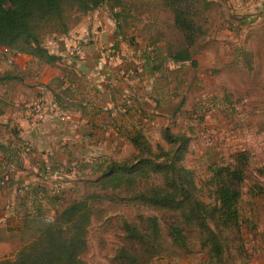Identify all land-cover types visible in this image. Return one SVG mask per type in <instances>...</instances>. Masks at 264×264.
Returning <instances> with one entry per match:
<instances>
[{"label":"rangeland","instance_id":"374dc122","mask_svg":"<svg viewBox=\"0 0 264 264\" xmlns=\"http://www.w3.org/2000/svg\"><path fill=\"white\" fill-rule=\"evenodd\" d=\"M205 2L208 6L202 1L198 19L204 34L191 49L194 62L176 64L169 55L184 47L182 38L173 27L171 13L158 0H124L119 26L108 9L100 13L108 17L112 31L120 34L121 52L130 63L128 75L134 77L129 82L139 85L138 105L146 116L139 126L145 125L142 130L153 147H165L164 128L188 136L183 164L194 172L201 188L210 167L232 163L240 153L248 156L244 182L237 186L241 191L240 239L236 233H228L230 257L226 264H264V0ZM51 39L54 36L45 41ZM159 56L161 60H155ZM122 149L110 160L124 159L133 152V148ZM71 172L73 175L65 178L69 186L64 187L62 202L43 204L48 218L68 202L94 191L85 181L94 179L96 173L81 167ZM11 208L19 214L26 209L19 196ZM149 216L158 218L164 236L161 255L149 264H211L200 248L198 234L188 236V254L169 247L165 244L164 211L118 199L97 205L88 229L84 264H113L118 249L132 246L125 238L122 221L142 226ZM2 225L0 261L13 258L34 237L33 230L18 234Z\"/></svg>","mask_w":264,"mask_h":264},{"label":"trees","instance_id":"16d2710c","mask_svg":"<svg viewBox=\"0 0 264 264\" xmlns=\"http://www.w3.org/2000/svg\"><path fill=\"white\" fill-rule=\"evenodd\" d=\"M158 1L171 13L173 27L184 46L169 58L174 64L194 62L191 49L204 34L198 24L200 5L202 1L204 5L208 3ZM101 8H107L119 26L118 21L125 13L124 0H0V49L30 56L46 65L54 64L59 59L44 47L45 39L66 36L85 16ZM119 35L116 32V37ZM125 136L133 152L124 159H111L92 168L97 176L85 182L94 191L55 210L53 218L46 216L43 204L61 203L63 189L49 196L45 187L37 185L32 187L29 199L19 197L27 210L22 214L15 211L5 220V228L18 234L33 230L34 237L13 258L1 260L0 264H84L82 257L88 250V229L96 207L115 199L164 211L165 244L169 247L190 253L188 236L196 233L211 264L227 263L228 233H236L238 240L241 234L238 209L241 191L237 186L244 182L248 156L240 153L232 163L210 167V175L201 188L194 172L183 164L190 142L188 136L164 128L161 137L165 147H153L142 128L133 126L132 130H126ZM8 177L9 171L1 174L0 192L9 190ZM121 227L132 246L118 249L113 264H149L152 258L161 255L164 236L157 217H146L142 226L123 220ZM238 249L242 255L243 247Z\"/></svg>","mask_w":264,"mask_h":264},{"label":"crops","instance_id":"0c3cea01","mask_svg":"<svg viewBox=\"0 0 264 264\" xmlns=\"http://www.w3.org/2000/svg\"><path fill=\"white\" fill-rule=\"evenodd\" d=\"M103 9L89 13L66 36L44 42L59 59L54 64L0 49V176L9 171V190L0 192L3 225L14 214L15 197L29 199L37 185L64 190L71 170L93 171L122 147L131 149L126 130L145 126H139L146 121L139 85L129 82L134 79L128 75L130 63ZM84 34L92 37L85 59L78 60L71 48ZM39 96L63 109L64 116L49 115L31 129L27 113Z\"/></svg>","mask_w":264,"mask_h":264},{"label":"built area","instance_id":"2783aa9c","mask_svg":"<svg viewBox=\"0 0 264 264\" xmlns=\"http://www.w3.org/2000/svg\"><path fill=\"white\" fill-rule=\"evenodd\" d=\"M89 36H80L71 48V55L78 60L85 59L84 48L89 44ZM63 118L64 113L53 103H48L43 96L37 97L29 107L27 122L31 129L39 128L49 115Z\"/></svg>","mask_w":264,"mask_h":264}]
</instances>
